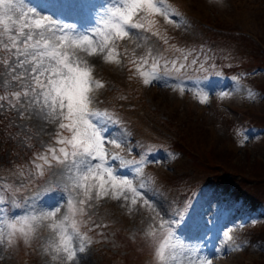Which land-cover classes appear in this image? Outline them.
I'll use <instances>...</instances> for the list:
<instances>
[{
	"label": "rangeland",
	"instance_id": "1",
	"mask_svg": "<svg viewBox=\"0 0 264 264\" xmlns=\"http://www.w3.org/2000/svg\"><path fill=\"white\" fill-rule=\"evenodd\" d=\"M77 2L83 7L65 14L64 19L67 23L82 26L83 22H89L93 15L91 9L97 2ZM106 2L100 0L99 4ZM170 2L179 17L172 24L166 23L163 17H155L157 27L162 35L172 36L170 42L178 43L176 48L185 53L191 51L190 59L201 56L212 59L214 51L220 55L222 49L226 53L220 57H224L229 65L243 53L261 52L242 44L247 45L250 41L257 46L255 34L264 42V25L257 22L255 14L260 0ZM152 39L151 42L147 39L145 44L152 54L158 55L160 47L156 38ZM132 42L120 41L117 47L125 51L133 46ZM87 59L93 65L94 78L104 85L93 93V107L108 111L113 108L118 112L114 116L119 123L110 127L112 135L123 139L124 144L120 149L115 148V153L123 157L126 146H135L134 154L145 150L147 154L150 153L149 160L160 162L154 163L155 169L147 168V175L151 176L149 179L133 175L129 167L117 168L129 179L135 177L134 182L141 180L145 183L146 187L141 191L146 194L145 198L152 208L137 204L129 213L126 207H121L123 201L105 198L89 209L95 224L104 225L102 232L105 241L95 248L92 243L88 245L86 252L79 254L83 255L79 258V264H152L144 232L152 223L153 216L157 223L163 214L176 219L184 197L188 211L182 222L183 227L173 223L172 229L176 238L183 242L185 250L209 258L211 264H264V199L257 210L247 212L245 206L235 204L228 193L226 200L219 204L224 192L222 184H211L201 191L203 184L199 183L196 188L192 186V181L197 180L196 175L205 174L204 171L210 167L219 168L223 173L231 169L234 172L242 171L243 166L256 171L264 168V128H234L236 123L250 119L257 125H264V120H261L264 118V71L254 70L248 83L246 75L225 77L213 71L210 65L202 63L200 66H189L180 76L184 81L182 84H169L172 79L166 78L145 85L140 76V81L139 77L129 76L121 63L105 62L102 58ZM208 61L204 60L210 64ZM2 81L3 78H0V87H3ZM182 85L189 90L182 92ZM249 91L254 98L248 97ZM221 93L230 95L221 97ZM198 94L206 95L207 101L200 103ZM0 121L3 122L0 123V171H3L9 168L10 159L15 154L25 152L28 147L18 136H30L33 141L35 137L42 136L41 130H47L48 126L39 119L20 121L14 115L0 114ZM20 124L27 125L23 132ZM168 144L179 152L172 151V154L162 149ZM107 147L108 150L110 147L114 149L110 145ZM131 158L135 160L132 152ZM57 171L55 168L37 187L38 191L43 192L49 188V182L59 185L41 197L36 203L37 208L54 205L67 195L63 183L57 180ZM190 192H193L192 196ZM18 210L21 215L27 210L25 199ZM201 215L203 225L208 227L206 232L204 228L199 230L195 226L196 230H192L188 226V222L199 220ZM82 231L87 232L90 238L96 236L95 228L91 233L82 226ZM224 232L231 235L230 241L224 237ZM48 236V230L41 228L33 241L34 246L18 240L11 248H0V264H54L50 256L43 252V244Z\"/></svg>",
	"mask_w": 264,
	"mask_h": 264
},
{
	"label": "snow or ice",
	"instance_id": "2",
	"mask_svg": "<svg viewBox=\"0 0 264 264\" xmlns=\"http://www.w3.org/2000/svg\"><path fill=\"white\" fill-rule=\"evenodd\" d=\"M82 7L77 0H44L39 8L31 0H0V78L4 88L0 114L14 115L20 121L39 119L55 127L54 132L41 130L50 142H40L42 150L33 153L30 167H19L13 173L21 179L20 185H0V189L10 192V201L0 204L6 208L0 213V248H11L18 240L30 244L38 231L46 228L49 236L43 252L54 264H79V254L92 243L82 226L91 225L88 231L104 227L95 224L89 214V209L101 200L123 201L121 207L129 213L137 204L152 208L141 191L145 183L135 184V177L129 179L117 168L126 169L131 163L135 175L142 176L147 163L160 162L149 160L150 154H145L139 161L126 163L119 153L108 150L109 145L120 149L124 141L112 135L110 126L119 123L114 114L93 107V93L104 85L94 78L93 65L87 58L120 64L118 42L134 41L139 48V41L148 39L145 33L161 38L154 30L158 25L155 17H163L168 24L179 17L166 0H107L91 9L93 19L88 27L65 21V14ZM163 42L168 44L167 38ZM170 47L179 56L168 59L162 54L153 55L151 49L136 56L133 50L129 63L145 85L179 78L190 65L198 64L196 58L190 59L191 51ZM180 90L189 89L182 85ZM248 97L254 98L251 91ZM199 99L203 104L207 96L199 95ZM19 127L23 132L27 125ZM18 138L25 143L31 140L26 135ZM115 162L119 165L114 166ZM53 168L58 170L57 180L63 183L67 195L54 205L37 208L42 196L59 187L52 183L43 192L34 191L25 197L27 210L23 215L10 216L9 202L12 207H20L16 194L27 191ZM223 235L232 239L228 232ZM144 236L151 247L152 264H211L209 258L185 250L168 221L160 219L157 223L153 216Z\"/></svg>",
	"mask_w": 264,
	"mask_h": 264
},
{
	"label": "trees",
	"instance_id": "3",
	"mask_svg": "<svg viewBox=\"0 0 264 264\" xmlns=\"http://www.w3.org/2000/svg\"><path fill=\"white\" fill-rule=\"evenodd\" d=\"M255 14L258 17L256 20L261 25H264V0H260L258 8L255 10ZM255 41L257 46L252 42L242 43L248 48L258 49V51L246 52L239 57L234 58L233 64H224L222 71L226 74L251 76L254 70L264 71V42H262L255 34ZM223 63V62H222ZM247 77V78H248ZM246 78V79H247ZM261 120H264L262 118ZM256 123L253 119H250L239 124L236 123V127H249L254 126ZM234 172L233 169H231ZM226 171L223 173L219 168L210 167L209 170L204 171L205 174L196 175L195 181H192V185H197L200 181H211L217 184L223 185V190L236 194L243 198L245 206L248 208H254L264 199V168L261 171L252 170L247 166H243L241 171L232 173ZM259 227V226H258ZM255 228V227H254ZM253 228V229H254ZM264 241V239H262ZM260 264V262H258Z\"/></svg>",
	"mask_w": 264,
	"mask_h": 264
}]
</instances>
